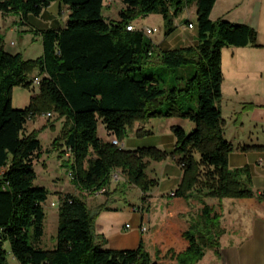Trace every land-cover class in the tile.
<instances>
[{"label":"trees","instance_id":"trees-1","mask_svg":"<svg viewBox=\"0 0 264 264\" xmlns=\"http://www.w3.org/2000/svg\"><path fill=\"white\" fill-rule=\"evenodd\" d=\"M108 1L0 0V12L18 14L21 22L29 15L39 17L54 2L69 11L64 27L41 31L43 54L37 59L9 52L0 34V264L8 262L6 243L17 264H198L208 249L220 254L219 239L225 232L222 200L257 196L249 168L229 167L234 145L224 137L220 108L223 49L258 47L257 31L246 24L213 21L216 0H120L124 7L118 20L105 17ZM193 3L196 46L157 50L143 29L128 30L136 19L159 14L170 35L174 20ZM154 54L168 67L194 65L185 88L167 89L160 79L143 74L142 65ZM35 77L41 78L40 93L29 107L14 108L13 89L35 88ZM193 87L196 105L186 108L177 98ZM165 99L170 103L166 111L160 108ZM45 107L70 123L53 145H64L63 155L71 149L73 180L83 190L107 191L112 173L121 169L142 190L145 201L155 184L147 177L145 161L178 156L182 181L166 207L153 255L143 241L135 249L105 248L107 240L95 233L96 215L82 198L71 194L60 200L56 247L42 248L44 203L50 192L35 185V162L42 152L39 134L25 130L29 119L44 114ZM155 117L187 119L194 128L188 132L173 126L176 143L170 154L155 147L126 150L97 133L102 122L109 135L122 141L136 122ZM247 148L264 149H243ZM208 198L217 202L209 203Z\"/></svg>","mask_w":264,"mask_h":264},{"label":"crops","instance_id":"crops-1","mask_svg":"<svg viewBox=\"0 0 264 264\" xmlns=\"http://www.w3.org/2000/svg\"><path fill=\"white\" fill-rule=\"evenodd\" d=\"M57 3L58 10L56 14L58 18L61 7L59 2ZM48 9H45L39 17L35 16L38 18L36 21H32V15H29L23 22H18L19 19L21 20V16L18 14H3L0 12L3 20V25L0 22V34L3 33L4 27H6V33L26 32L30 29L41 38L42 30L62 27L61 23L51 22L46 24L43 21L46 13L53 14V11ZM62 11L69 13L68 9H62ZM194 12L197 15L196 3L188 6L184 13L174 20L175 30L170 35H167L164 31L163 36L153 38L152 41L156 49L172 50L196 46L198 43L197 20L196 25L193 24V28L188 26L189 22H192L189 19L184 23L186 14L190 15ZM16 16H19L18 20H16ZM53 16L55 15L53 14ZM67 17L68 14L64 20L65 24ZM210 18L213 21L224 19L233 23L246 24L254 28L258 34V47H225L223 49V97L220 102L222 116L225 121L224 137L234 145V150L229 156V167L231 169L249 168L251 186L257 196L253 198H224L222 200L221 227L225 232L219 239L220 254L218 255L215 250L208 249L198 264H264V149H243L245 147H264V0H216ZM145 28L157 27L145 25L141 29ZM14 45L15 43L12 40L10 46ZM6 49L10 52L7 47ZM176 122L172 126L180 125L185 129L189 126L194 127V124L192 125L187 119H179ZM141 128L145 129L144 126ZM145 131L147 132L146 129ZM109 138L116 137L110 135ZM175 143L176 138L171 137V141H168L171 148L175 147ZM121 145H123L122 148L126 149L124 141H121ZM135 149L137 148L126 150ZM68 157L66 154L63 158ZM69 163H73V158H70ZM171 164V161L167 163L166 172ZM121 171V169H117L112 173L113 178L110 185L106 193H102H111L107 195L106 204L99 202L98 199L101 196L99 192L93 195L91 191L83 190L77 185V189H74L75 192L72 194L67 190L68 186L62 182V179L55 175L51 180L53 193H55L58 200H52L51 203L60 202L61 198L67 194L82 197L91 212L96 215L95 233L105 237L107 240L104 245L105 248L116 250L135 249L141 241L146 244L145 232H141V225L146 223L149 229L153 226V232L147 238L152 244L153 249L150 250V253L153 255L156 249V235L165 223L167 212L165 218L153 222L151 196H148L147 200L142 201L140 204L128 205V203H124L122 205L125 198L122 182L125 178H120L119 172ZM172 177L176 179V182L169 181L168 186L163 189L164 192L160 194L166 207L172 198L170 193L175 191L182 181L181 168L180 172H176V175ZM172 177L169 179L171 180ZM166 196L169 199H165ZM258 197H262V199ZM207 201L215 203L217 199ZM104 207L113 211L122 209L127 214L126 218L131 221V231L126 228L128 224H124V227V225L120 226L118 222H114L115 214L102 210ZM138 208L141 211H138ZM56 214L59 223L58 211ZM56 244L57 241L54 242L52 248L45 249H54Z\"/></svg>","mask_w":264,"mask_h":264},{"label":"rangeland","instance_id":"rangeland-1","mask_svg":"<svg viewBox=\"0 0 264 264\" xmlns=\"http://www.w3.org/2000/svg\"><path fill=\"white\" fill-rule=\"evenodd\" d=\"M124 7V4L120 0H115L109 8L105 7L104 14L107 19L118 20L120 10ZM62 9H66L63 7L60 9V14L57 18V10L58 3L54 2L49 7V11H53V14L46 13L43 17V21L45 23H61V26H65L64 20L68 14V12H63ZM184 13V12H183ZM182 13V14H183ZM190 16V17H189ZM19 19V16H16V20ZM38 18L32 15L31 20L36 21ZM193 22L196 25L197 15L196 13H192L190 15L186 14L184 17V23L187 20ZM0 22L3 25L2 17L0 16ZM18 22H21L19 19ZM133 24L137 28H143L145 25H150L152 27H157L158 31L151 35H147L150 39L157 38L159 36H163L165 30H167V26L165 23L162 24V17L159 14H151L148 16H142L136 19ZM6 27H4V31L2 33L5 39V46L10 50V52L22 53L24 59H37L43 54V44L42 39L32 30H28L26 32H9L6 33ZM8 28V27H7ZM14 41L15 45L10 46V42ZM193 64H187L182 67H168L160 62V59L157 54H154L150 59L142 65V72L145 76H155L160 79L161 84L167 88L171 89L172 87H181L185 88L188 84V79L191 71L193 70ZM38 73V71H35ZM35 73V74H36ZM184 76L185 79H178V77ZM40 93L39 86L36 85L35 88H27L23 86H16L13 89L12 93V105L14 108H26L32 104L33 97ZM196 97H197V89L193 87L188 94H183L177 98L178 103L183 102L184 107H194L196 105ZM170 106L168 100H164L161 110H167ZM47 108H44V114H39L35 117L29 119L26 125V133H30L32 131H37L39 134V139L41 140L42 152L41 157L35 162V170L38 174V177L35 181V185L46 187L50 194L48 200L44 203V209L46 212V218L44 222V235L41 239L42 247L44 248H52L54 242L56 243L57 231H58V216L57 209L59 207H52L51 201L58 200L55 197V193H53L52 188V178L56 175L62 179V182L68 186V191L74 194L73 191L76 188V184L73 179L70 177V172L72 171L71 163H69L70 158H63L66 156L63 155L64 145L62 147H55L53 145V140L58 138H62L65 133V129L67 125H70L66 116H60V113L55 109L53 112L47 113ZM49 113L51 115H49ZM181 118L178 117H164V118H151L144 122H136L133 129H129L127 134L124 136L122 141L126 143V149H134L135 148H144V147H155L159 150L165 151L167 153H171L174 148L168 145V141H171V137L175 139L173 133L174 122ZM191 122V121H190ZM177 123V122H176ZM175 123V124H176ZM192 123V122H191ZM193 125V123H192ZM142 126L145 127L147 132ZM141 128V129H139ZM194 127H186L188 132L192 131ZM140 131V133L138 132ZM98 136L103 139L105 142H112L116 138H109L110 135L107 133L105 126L102 122H99L98 127ZM170 137V139H169ZM118 140V139H117ZM121 143V141H119ZM178 156H171L162 159H147L145 162V172L149 180L155 181V184L150 188V190L146 194V200L148 196H151L152 200V217L153 222L160 221L165 218L166 215V206L163 202V197L160 195L161 192H164V188L168 186L169 181L176 182L172 176L176 175V172L181 171L183 173V169L181 165L177 161ZM196 158H199V154H196ZM171 161L170 168L166 172V165ZM88 167V163H85V168ZM171 172V173H170ZM120 178H125L124 182H122V189H124V196L122 205L124 203L130 204H140L142 201L144 202V194L141 195L142 190L134 183L129 182L128 177L125 172H119ZM172 177L170 180L169 178ZM113 178V177H112ZM111 178V179H112ZM127 180V181H126ZM111 182V181H110ZM110 185V184H109ZM78 187V186H77ZM108 188V187H107ZM99 192L101 194L98 199L100 203H107V195L111 194H102L106 192H102V190L95 191L92 190L91 194H95ZM171 194V193H170ZM82 198V197H81ZM169 199V197H165V199ZM145 200V201H146ZM207 200H212L208 198ZM150 203V202H149ZM108 213L115 214L114 222H118V225H130L129 231H131V221L126 218V215L122 209L113 211L112 209L106 210ZM123 211V212H122ZM138 211H141L138 208ZM119 222H122L119 224ZM124 225V227H125ZM153 232V226L145 232L146 236V244L145 248L148 252L153 249L152 244L147 240V238ZM6 249L8 250V261L10 264H16L13 255L10 253V245L8 243L5 244Z\"/></svg>","mask_w":264,"mask_h":264},{"label":"built area","instance_id":"built-area-1","mask_svg":"<svg viewBox=\"0 0 264 264\" xmlns=\"http://www.w3.org/2000/svg\"><path fill=\"white\" fill-rule=\"evenodd\" d=\"M112 1H113V0H109V1H108V6H111ZM188 26H189V28H193V27H194L193 24H189ZM136 28H137V27H136L134 24H131V25L128 26V30H135ZM156 31H158L157 28H145V29H143V32H144L146 35H151V34L155 33ZM40 81H41V78H40V77H35V78H34V85H39V84H40ZM49 115H51V114L49 113ZM112 143L115 144V145H117V146H120V147L123 146V145H121V143H120L117 139L113 140ZM66 154H67L70 158H73V153H72L71 149H67ZM69 157H68V158H69ZM69 175H70L71 179H73V178H74V171L72 170V171L70 172ZM105 191H106L105 188L102 189V192H105ZM174 194H175V192L172 191V192H171V196H174ZM51 206H52V207H59V206H60V202H52V203H51ZM126 228L129 229V228H130V225L128 224V225L126 226ZM140 229H141V232L144 233V232H147V231H148L149 227H148V225H147L146 223H143V224L141 225V228H140ZM13 258H14V257H13ZM14 260H15V258H14ZM15 262H16V261H15ZM7 264H10L9 261L7 262ZM16 264H17V263H16Z\"/></svg>","mask_w":264,"mask_h":264}]
</instances>
